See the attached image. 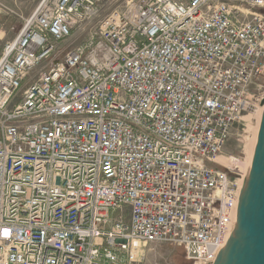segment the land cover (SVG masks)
Wrapping results in <instances>:
<instances>
[{"label": "built area", "instance_id": "built-area-1", "mask_svg": "<svg viewBox=\"0 0 264 264\" xmlns=\"http://www.w3.org/2000/svg\"><path fill=\"white\" fill-rule=\"evenodd\" d=\"M104 2L41 0L0 51V264H143L161 244L213 264L264 0Z\"/></svg>", "mask_w": 264, "mask_h": 264}, {"label": "rangeland", "instance_id": "rangeland-1", "mask_svg": "<svg viewBox=\"0 0 264 264\" xmlns=\"http://www.w3.org/2000/svg\"><path fill=\"white\" fill-rule=\"evenodd\" d=\"M41 0H0V51L5 44L13 40L23 29L25 21L33 14ZM127 0H105L102 4L103 17L114 8L123 5ZM101 21V19H99ZM93 26H89L85 35L80 37L77 42H81L85 36H88ZM264 105V90L259 97L243 114L240 122L235 124L231 136L223 150V156L240 160L236 162L240 167V172L245 173V164L247 159L246 148L252 134L250 129L256 127L257 119L255 115ZM222 163L225 159H221ZM227 164V162H225ZM143 264H194L189 261L182 248H176L169 244L150 245L147 250L146 259Z\"/></svg>", "mask_w": 264, "mask_h": 264}, {"label": "bare ground", "instance_id": "bare-ground-1", "mask_svg": "<svg viewBox=\"0 0 264 264\" xmlns=\"http://www.w3.org/2000/svg\"><path fill=\"white\" fill-rule=\"evenodd\" d=\"M255 118L257 125L250 129L252 137L246 148L248 156L244 166L245 173H241L243 181L239 194V204L228 236L219 247L213 264H238V255L242 254L247 246L243 223L251 215L255 192L258 188V183L254 182L252 178L255 170L264 163V105L258 110Z\"/></svg>", "mask_w": 264, "mask_h": 264}, {"label": "water", "instance_id": "water-1", "mask_svg": "<svg viewBox=\"0 0 264 264\" xmlns=\"http://www.w3.org/2000/svg\"><path fill=\"white\" fill-rule=\"evenodd\" d=\"M252 179L258 183V188L251 215L243 223L247 246L238 255V264H264V163L255 170Z\"/></svg>", "mask_w": 264, "mask_h": 264}]
</instances>
